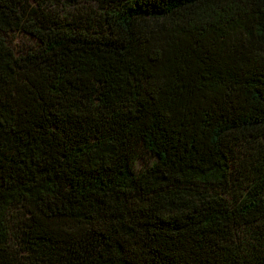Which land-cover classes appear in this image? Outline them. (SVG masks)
Returning a JSON list of instances; mask_svg holds the SVG:
<instances>
[{
	"label": "trees",
	"instance_id": "obj_1",
	"mask_svg": "<svg viewBox=\"0 0 264 264\" xmlns=\"http://www.w3.org/2000/svg\"><path fill=\"white\" fill-rule=\"evenodd\" d=\"M87 1L0 0V264H264V0Z\"/></svg>",
	"mask_w": 264,
	"mask_h": 264
},
{
	"label": "rangeland",
	"instance_id": "obj_2",
	"mask_svg": "<svg viewBox=\"0 0 264 264\" xmlns=\"http://www.w3.org/2000/svg\"><path fill=\"white\" fill-rule=\"evenodd\" d=\"M45 1V2H44ZM32 4L39 7L40 13L55 14L59 17H66L70 20L74 15H82L83 17L92 16L94 11H98L99 7L97 1H87V0H43V4L40 5L38 1L32 0ZM8 46L12 51L18 55L25 53L26 51L33 49L37 45V41L29 34L22 31H12L8 33H3ZM153 158L149 154H142L135 159L136 170L143 169L148 163H150ZM8 216V223L11 229L10 233L12 238H10L7 243L8 249L12 251H18V222L23 220V211L20 208H14L10 211Z\"/></svg>",
	"mask_w": 264,
	"mask_h": 264
}]
</instances>
